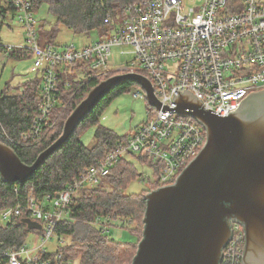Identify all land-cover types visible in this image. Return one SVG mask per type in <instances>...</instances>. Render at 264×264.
Returning <instances> with one entry per match:
<instances>
[{
  "label": "built area",
  "instance_id": "built-area-1",
  "mask_svg": "<svg viewBox=\"0 0 264 264\" xmlns=\"http://www.w3.org/2000/svg\"><path fill=\"white\" fill-rule=\"evenodd\" d=\"M14 1L28 43L5 45L2 57L12 49H26L41 75L38 112L30 130L14 137L2 129L15 145L42 137L55 125L52 116L61 105L64 88L71 86L70 73L82 82L86 69L94 71L91 78L103 79L118 70L143 73L151 79L162 104L175 107L174 93L188 89L202 99L206 109L224 116L234 112L249 93L264 89V0H139L121 14L108 13L106 34L82 46L43 45L30 0ZM114 47H126L117 54L125 58L117 67L111 59ZM132 94L137 98L146 91L135 88ZM152 108L145 121L66 188L38 200L32 187L25 203L0 208V225L21 216L23 210L42 223L35 246L25 242L1 247V264H72L58 251L59 244L54 256L44 258V253L51 252L46 244L56 235L64 241L56 227L69 218L73 197L82 189L99 186L129 154L155 162L159 187L176 181L204 147L207 131L192 116ZM110 221L109 216L98 217L94 224L108 233ZM244 246V227L235 221L221 264H241Z\"/></svg>",
  "mask_w": 264,
  "mask_h": 264
},
{
  "label": "water",
  "instance_id": "water-1",
  "mask_svg": "<svg viewBox=\"0 0 264 264\" xmlns=\"http://www.w3.org/2000/svg\"><path fill=\"white\" fill-rule=\"evenodd\" d=\"M127 80L141 85L150 105L192 116L207 131L204 147L176 181L145 194L143 237L132 264H221L235 221L245 231L241 264H264V89L249 93L234 112L224 116L206 109L188 89L174 93L176 106L169 107L157 98L145 74H114L89 90L66 118L61 135L33 163L24 162L0 140L3 181L25 184L101 99ZM22 222L29 229L42 228L29 216Z\"/></svg>",
  "mask_w": 264,
  "mask_h": 264
},
{
  "label": "trees",
  "instance_id": "trees-1",
  "mask_svg": "<svg viewBox=\"0 0 264 264\" xmlns=\"http://www.w3.org/2000/svg\"><path fill=\"white\" fill-rule=\"evenodd\" d=\"M139 0H30L32 10L37 11L43 3H47L49 11L56 17L58 27L54 32L38 26L40 41L43 45H56L55 38L61 25L71 29L76 34L91 33L97 31L106 34L108 25L104 18L108 13L121 14L125 8ZM18 13V7L14 0H0V36L4 25L9 17L14 18ZM1 42V37H0ZM7 50V46L0 43V59ZM31 56L26 49H12L7 57L22 59ZM94 71H87L86 79L82 88V82L74 80V74L70 73L71 86L64 88L62 100L72 97L75 101L71 110L84 98L89 90L98 84L103 78H91ZM26 86L21 94H10L0 91V140L11 145L19 154L21 159L31 164L37 156L54 142L60 135L61 130L54 134L53 128L45 131L42 137L28 139L21 145L13 144L5 135L3 130L14 137L30 130L34 118L38 112V101L40 99L41 76L36 75L35 79ZM132 84H140L127 80L114 88L110 93L101 99L94 110L79 124L74 134L64 145L50 155L37 170V172L25 183L15 182L13 184L4 182L0 174V208L25 203L33 187V193L38 200L48 193H56L66 188L83 171L95 164L99 159L112 150L122 140L115 131L102 124H99L100 114L114 97L124 93ZM78 99V100H77ZM68 115V114H67ZM90 125H96L95 144L87 146L81 140V129L83 131ZM3 126V127H2ZM3 129V130H2ZM81 133V134H79ZM142 162L154 161L140 155L136 156ZM135 163L127 157L122 158L111 169V173L103 182L96 187L82 189L79 194L73 197L69 204V218L59 222L56 232L59 235L73 237L74 244H59L58 251H62L65 260L74 263L69 256V251L77 258L76 264H132L137 253L139 242L120 241L112 238L109 233L94 224L98 217L109 216L111 220H121L124 223L140 221L143 224L147 207L145 194L150 190L159 187L158 181L152 184L150 190L138 193H125V188L131 180L142 178ZM17 189V190H16ZM30 216L26 210L21 216H16L5 225H0V248L9 246H21L29 237L31 232H40L38 229H29L22 222V218ZM82 226L84 231L82 237L76 236L77 229ZM134 228H132L133 230ZM143 237V231L141 232ZM141 237V238H142ZM2 249V248H1ZM54 256V253H44L43 257ZM1 264V262H0ZM23 264H29L24 261ZM31 264V263H30ZM75 264V263H74Z\"/></svg>",
  "mask_w": 264,
  "mask_h": 264
},
{
  "label": "rangeland",
  "instance_id": "rangeland-1",
  "mask_svg": "<svg viewBox=\"0 0 264 264\" xmlns=\"http://www.w3.org/2000/svg\"><path fill=\"white\" fill-rule=\"evenodd\" d=\"M18 14L14 18L9 17L6 24L1 31V44L7 46L13 45H25L27 44V37L25 29L22 23L19 21ZM35 23L37 27L42 24V28L48 31H53L58 27L56 24L55 15L49 11L47 3L41 4L37 11L33 13ZM105 34L93 31L91 33L76 34L71 29L64 25L60 26L58 34L55 38V44L60 46L64 44L74 43L77 46H82L88 43H92L101 39ZM126 47H114L112 59V65L115 67L119 66L121 59L124 61L125 58L119 57L117 54L120 50ZM118 71L113 72L121 73ZM113 74V75H114ZM36 75H40V71L34 66V57L27 56L20 60L14 59L13 57H2L0 59V91H5L10 94H21L26 90V86L31 84L32 80L35 79ZM41 76V75H40ZM112 76V75H111ZM141 88L137 84H132L128 90L124 93L114 97L110 105H108L100 114L99 124H102L108 128H111L115 133L122 138L128 136L132 131L137 128L143 121H145L150 112H154L152 106L148 103L145 95L135 98L132 94L133 89ZM87 95V94H86ZM84 95V97L86 96ZM78 100V99H77ZM71 97L62 100L60 107L53 113L52 119L54 122V134L61 130L68 115L73 111L71 110L73 103H75ZM68 114V115H67ZM53 128V127H52ZM96 125H90L84 131L81 129V140L87 145L92 146L95 144V130ZM127 158L135 163V166L144 175L142 178L133 179L130 181L128 186L125 188V193H138L144 190H150L152 184L158 178V171L156 164L150 161L142 162L136 155L129 154ZM103 186H108L105 182ZM109 234L112 238L120 241H132L133 243L139 242L142 239L141 232L143 231V224L140 221L124 223L121 220H111L108 225ZM132 228H134L132 230ZM84 228L80 226L77 229L76 236L82 237ZM38 232H31L27 239L30 247L35 246L38 242L36 240ZM74 244L73 237L65 236L64 241L59 240V236H54L47 244L46 248L53 252L56 251L58 244ZM69 256L72 258L74 263L77 262V258L73 254V251H69ZM72 262V261H71ZM72 262V264H74Z\"/></svg>",
  "mask_w": 264,
  "mask_h": 264
}]
</instances>
